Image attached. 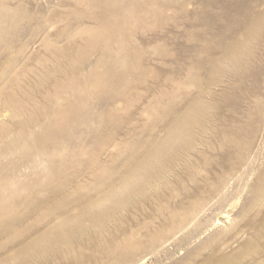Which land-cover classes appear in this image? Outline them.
<instances>
[{
    "label": "rangeland",
    "instance_id": "1",
    "mask_svg": "<svg viewBox=\"0 0 264 264\" xmlns=\"http://www.w3.org/2000/svg\"><path fill=\"white\" fill-rule=\"evenodd\" d=\"M17 256L264 264V0H0V264Z\"/></svg>",
    "mask_w": 264,
    "mask_h": 264
},
{
    "label": "bare ground",
    "instance_id": "2",
    "mask_svg": "<svg viewBox=\"0 0 264 264\" xmlns=\"http://www.w3.org/2000/svg\"><path fill=\"white\" fill-rule=\"evenodd\" d=\"M49 239H50V236L44 237V239L37 245L36 248L39 249V250H43V251H45V252H47L49 254L50 253L52 254V252H55L58 248L62 247L63 245L68 244V242H66L65 240H62V239L61 240H57V241H49ZM32 244H34V243H32ZM19 257H18V259H21V261H20L21 264H25L26 262H28V261H25V259L27 258L26 256H22L20 258Z\"/></svg>",
    "mask_w": 264,
    "mask_h": 264
}]
</instances>
